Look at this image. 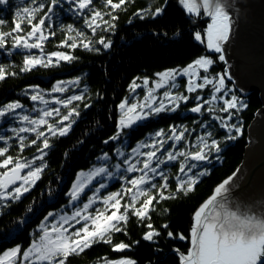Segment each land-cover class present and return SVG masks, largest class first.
Masks as SVG:
<instances>
[{
  "label": "snow or ice",
  "instance_id": "1",
  "mask_svg": "<svg viewBox=\"0 0 264 264\" xmlns=\"http://www.w3.org/2000/svg\"><path fill=\"white\" fill-rule=\"evenodd\" d=\"M71 2L74 4L73 11L83 16L85 27L94 37L98 29L105 32L114 30L116 25L113 22L118 19L114 13L126 11V5L131 0H103L104 7L108 11L96 9L93 0H71ZM6 3L7 0H0V5ZM32 3L36 6L23 8L22 14L21 12L16 13L17 19L10 32L0 31V49L6 48L8 38L11 37L12 49L39 50V55L24 56L20 72H30L37 67L57 66L62 61L71 63L76 58L70 53L63 51L45 53L43 48L44 42L50 36L55 35L51 32L46 34V19H50L49 13L53 12L54 7L59 5L61 0H51L47 12L38 20L37 16L44 9L45 4L38 0H32ZM178 3L189 18H208L209 22L203 35L197 31L194 33V39L205 44L208 51L218 54L217 60L227 65L224 45L231 37L234 24L229 6L223 0H178ZM232 7L235 6L232 5ZM163 11V7H156L154 11L151 9L139 10L135 15L140 19L149 15L155 18ZM105 16L110 19L106 20ZM34 21L36 22L34 23ZM24 22L30 26V30L26 35H20L19 33L23 32L22 23ZM4 23L5 21L0 19V26ZM94 43L102 45L104 49L111 47V41L106 40L105 37L101 36L98 40L93 41L88 33L69 24L66 29V37L58 47L70 49L82 47L88 51L98 52L99 49L94 47ZM217 60L204 55L196 58L182 69H168L157 73L158 79L154 81V87H148L150 83L148 78L143 79L142 85L137 83L140 78L133 80L129 86L133 93L137 88L148 87L144 102L130 103L126 98L119 104L120 117L117 132L109 137L105 144L109 141L121 140V137L126 134V129L130 130L138 126L140 122L151 115L177 111L180 103H187L190 98L196 101L195 106L189 109L191 113L203 115L204 112H207L213 120L219 122L220 128L226 130L225 141L237 139L242 135V124L230 123V121L247 105L235 95L233 88L228 87L227 81H231L233 77L227 67L222 73H216L214 76L211 74L210 69ZM9 75L14 76L17 73L9 72L7 66L0 65V81L5 80ZM183 77L187 78L185 83L187 93H197L198 90L210 88L209 97L204 98L199 94L190 97L181 92L173 93L172 90L179 87L178 78ZM79 83V78L58 81L53 85L51 93H64L70 87L78 86ZM158 89H165V91L162 94L163 98L157 102L154 93ZM31 91L33 94L30 99L44 105L43 108L32 109L37 113L35 117L17 112L18 109L24 108L19 101L0 106V118H10L14 121L18 120L21 124L26 122L28 125L27 127L8 129L13 134L12 136L0 134V141L6 145L0 147V157H3L0 160V169H3L0 171V207L7 206L3 203L5 201H19L41 179V174L47 167L43 163L44 157L47 155L45 150L52 147L50 139L68 134L72 123H74L73 118L80 115L79 105L73 106V102L85 100L84 94H74L63 99L54 97L52 103L61 107H49L50 102L45 99L41 90L34 87ZM27 94L26 91L25 95ZM90 106V104L84 105L85 108ZM62 108L67 111L62 113ZM218 113H225L226 116H221ZM200 126L205 129L209 127L206 122L201 123ZM42 129H46V131ZM188 131L187 127L178 131L176 126L170 128L171 134L167 136L163 130L158 131L155 136L160 137L159 140L154 139L151 143H138L131 149L128 156L121 150V147H116L115 155L122 159L111 167L116 169L117 174H121V179L126 181V185H122L119 191L111 192L103 197L98 195L101 189L107 187L102 181L104 178H113L114 173L109 170L112 158L108 154L99 157L98 160L102 166L94 167L88 173L81 172L68 193L70 205L77 204L85 190L92 185L93 180L99 177L98 187L95 188L91 196L87 197V201L82 204V207H75L70 215H60L59 219L50 225L47 221L54 214L49 212L39 226L40 234L31 241L29 247L22 249L20 246H16L3 251L0 253V264H67L69 257L79 256L98 243L110 245L113 252H125L132 245L123 241L113 243V238L117 233L127 235V224L132 217H135L147 229L142 239L155 242L161 232L150 222L151 212L156 210L154 202L159 204L163 200L176 199L178 193L187 196L194 192L200 177L208 173L207 170H201L192 175L189 174L199 167V162L208 161L213 152L219 159L218 154L222 151L221 141L213 138L211 131L199 135L190 148H178L177 145L186 140L185 133ZM22 133H34L35 138L28 140L27 136L21 135ZM12 139L18 140L20 152H23L26 147L36 146V151L40 155L32 160L7 155L9 141ZM168 141L174 142L170 149L165 148ZM38 142L40 143L38 144ZM143 148L150 150L143 152L141 151ZM158 153L161 155L158 156ZM139 157H144V159H138ZM36 160L42 163L35 166ZM178 160V172L183 175L175 176L177 182L175 190L165 194L169 190V175L161 166ZM139 164H142V167H138ZM122 165L126 167L122 168ZM137 172L141 174L132 178L122 174ZM234 176L235 173L216 186L213 194L194 212V223L190 229L189 237H185L183 234H174L172 231L167 232L168 238L189 241L190 246L186 253L179 252V249L174 250L179 254V264H264V207L258 209L232 196ZM156 177H159L161 182H155ZM97 201L103 205L102 208H94ZM29 211L31 212L32 209L29 208ZM27 220L28 218L25 217L23 221H18V227L11 229L6 235H12L19 231V226L27 223ZM145 221L149 222L144 223ZM76 225L81 226L76 227ZM161 227L168 229L169 225L165 223ZM134 243H139V241ZM103 259L104 264H137V261L130 257L122 256L116 259L105 257Z\"/></svg>",
  "mask_w": 264,
  "mask_h": 264
},
{
  "label": "trees",
  "instance_id": "2",
  "mask_svg": "<svg viewBox=\"0 0 264 264\" xmlns=\"http://www.w3.org/2000/svg\"><path fill=\"white\" fill-rule=\"evenodd\" d=\"M38 2L44 3L45 7L38 14L37 20L47 12L51 0H38ZM93 5L98 10L108 11L104 7L103 0H93ZM35 6L32 0H9L7 4L0 5V19L5 21L4 25L0 26V31L10 32L17 19L16 13L22 14L23 8ZM156 7H163L164 11L155 18L149 15L140 19L135 15L139 10L154 11ZM73 8L74 4L71 0H61V3L54 7L53 12L49 13L50 19H46L45 32L55 35L50 36L43 45L45 53L53 51L70 53L76 58L71 63L62 61L57 66L37 67L30 72H20L24 56L39 55V50L12 49L11 37L8 38L6 48L0 49V65L7 66L9 72L17 73L0 81V106L19 101L25 106L32 107L30 100L33 94L32 88L50 93L53 85L58 81L77 78L80 79L79 85L70 87L58 97L63 99L75 93L85 95L84 101L73 102V106L79 105L80 115L73 118L74 123L68 134L50 139L52 147L45 150L47 155L43 163L47 167L44 168L41 179L19 201L9 200L4 203L7 206L0 207V253L17 244H22L23 248L28 246L36 237L38 233L36 230L44 217L51 211L67 206L68 191L80 171L99 164L98 158L104 154L112 156V161L115 160V149L122 141H109L107 144L105 141L117 132L120 117L118 106L129 94V86L133 80L140 78L137 80L140 81L143 78L155 77L164 70L185 67L204 55L217 60L218 54L208 51L205 44L194 39V33L197 31L203 35L207 21L201 18H189L178 0H131L126 5V11L114 13L118 16L113 22L116 25L115 29L107 32L98 29L94 37L85 27L83 16L76 14ZM104 18L110 19L108 16ZM69 24L88 33L93 41L101 36L105 37L106 40L111 41V47L104 49L102 45L94 43V47L99 49L98 52L88 51L82 47L75 49L58 47L66 37ZM22 28L23 32L19 33L20 35H26L30 30L26 22L22 23ZM225 68V63L217 60L210 72L214 76L216 73H222ZM227 83L235 87L232 80ZM26 91L27 95H25ZM234 92L247 105L230 121V123L242 124V135L235 140L225 141L226 130L219 129L218 124L211 120V115L207 112L203 115L186 113L190 107L195 106L194 101L181 106L176 112L161 114L135 128L125 130L126 134L122 137L127 138L130 144L161 130L167 132L172 126L200 128L202 123L200 120L203 119V123L206 122L213 131V138L221 141L222 151L218 154L219 159L213 152L208 161L199 162V167L190 174L201 170H207L208 173L200 177L194 192L187 196L178 193L176 199L163 200L159 204L154 202L156 210L151 212L150 222L161 232L155 242L142 239L147 229L132 217L127 224V235L117 233L113 238V243L123 241L132 245L129 250L117 253L111 251L110 245L98 243L79 256L69 257L67 264H97L105 257L116 259L122 256L134 259L137 264H179V254L174 250L179 249V252L186 253L190 246L189 241L168 238L167 232L172 231L174 234L189 237L194 223V212L213 194L215 187L233 176L242 164L249 144L248 128L263 106L260 93L257 91L240 93L238 89H234ZM85 104L91 106L85 108ZM61 110L62 113L67 111L63 108ZM2 119H0V134L12 136L7 129L8 118ZM27 137L28 140L34 139L35 134L28 133ZM191 137L192 135L189 139ZM188 144L191 145L193 142L190 140L186 144H179L178 147L182 145L184 147L181 148H187ZM3 146L6 145L1 141L0 147ZM8 146L7 155L13 157L20 156L31 160L39 154L36 146L26 147L20 152L19 142L16 139L10 140ZM165 148L169 149L170 144H165ZM2 159L3 157H0V160ZM162 168L169 175V190L165 193L168 194L176 188L175 176L183 174L178 172L179 160L163 165ZM156 182L161 181L158 178ZM115 183L110 187L113 190L117 187H113ZM29 208L32 209L31 212ZM165 209L168 211L165 212ZM25 217L28 218L27 223L20 225L19 231L6 235L11 229L17 228V222L23 221ZM165 223L169 225L168 229L161 227ZM136 241L139 243H134Z\"/></svg>",
  "mask_w": 264,
  "mask_h": 264
},
{
  "label": "water",
  "instance_id": "3",
  "mask_svg": "<svg viewBox=\"0 0 264 264\" xmlns=\"http://www.w3.org/2000/svg\"><path fill=\"white\" fill-rule=\"evenodd\" d=\"M223 2L234 18L224 45L229 72L242 92L258 91L263 101L249 126V144L233 177L232 196L259 209L264 207V0Z\"/></svg>",
  "mask_w": 264,
  "mask_h": 264
},
{
  "label": "rangeland",
  "instance_id": "4",
  "mask_svg": "<svg viewBox=\"0 0 264 264\" xmlns=\"http://www.w3.org/2000/svg\"><path fill=\"white\" fill-rule=\"evenodd\" d=\"M8 1L9 0H7V3H8ZM6 3V4H7ZM201 20H205V21H207V23L209 22V20H208V18L206 17V18H203V19H201ZM31 42V41H30ZM225 57H226V55H225ZM226 60L228 61V59H227V57H226ZM228 65V64H227ZM226 65V67L228 68V70H229V67ZM183 68V67H182ZM182 68H171V69H182ZM165 71V70H164ZM163 72V71H162ZM203 74V73H202ZM144 79V78H143ZM143 79L142 80H140V81H137V83H139V84H141L142 85V82H143ZM148 79H149V85H148V87H154V81H156L157 79H158V77L157 76H155V77H151V78H149L148 77ZM182 79V80H181ZM186 80H187V78L186 77H183V78H178V85H179V87L177 88V89H173L172 91H173V93H175V92H181V93H184L185 95H189L190 97H195L197 94H199V95H201L202 97H204V98H208L209 97V94H210V88H206V89H204V90H198L197 91V93H191V94H189V93H187L186 91H185V83H186ZM232 81L234 82V86L235 87H233V86H231V85H229L228 83V87L229 88H233V89H238L239 91H240V93H244V92H242L240 89H239V87L237 86V83H236V81L234 80V78L232 79ZM148 87H144V86H142V87H140V88H137L136 89V91H135V93H133V92H131V91H129V94L127 95V99L129 100V102L130 103H134V102H137V101H139L140 103H143L144 102V97L147 95V92H148ZM163 91H165V89H158V90H156V92L154 93V95L156 96V98H157V102L160 100V99H162L163 98V96H162V94H163ZM253 90H250V91H248L247 93H249V92H252ZM258 92V91H257ZM44 95H45V99H47V100H49V107H61V106H59V105H55L54 103H52V100H53V98L54 97H58L59 96V94L61 95L62 93H44V92H42ZM75 94H80V93H75ZM125 98V99H126ZM124 99V100H125ZM262 99V98H261ZM31 100V99H30ZM123 100V101H124ZM190 101H194L195 102V104H196V101H195V99H191L190 98V100L187 102V103H189ZM31 103H32V107H29V106H25V105H23L24 106V108L22 109V110H17V112H22V114H30L31 116H33V117H35L36 115H37V113L36 112H34V111H32V109L33 108H37V109H39V108H43L44 107V105L43 104H41L39 101H37V102H33L32 100H31ZM187 103H184V102H181L180 103V107L179 108H181V106H183V105H185V104H187ZM189 106V105H188ZM205 107H207V106H205ZM178 108V109H179ZM191 108V107H190ZM177 109V110H178ZM233 111H235V110H233ZM176 112V111H175ZM119 113H120V109H119ZM167 113H173V112H168V111H166V112H161L160 114H158V115H151V116H149L147 119H145V120H143L142 122H140L139 123V125H141V124H143V123H145L147 120H149L150 118H153V117H158L159 115H161V114H167ZM186 113H190V111L188 110V111H186ZM219 115H221V116H226V114L225 113H218ZM211 118H212V116H210ZM1 120H3L2 118H0ZM5 119V118H4ZM58 119V118H57ZM211 120H213V119H211ZM7 121H9V126H8V128L7 129H10L11 127H20V126H25V127H27L28 125L26 124V122L24 123V124H21L18 120H11L10 118H8V120ZM202 123H203V119L202 120H200ZM216 124H218V126H219V122L218 121H215V120H213ZM135 127H137V126H135ZM135 127H133V128H135ZM171 128V127H170ZM188 128V127H187ZM177 129H178V131H180V130H182L183 129V127H177ZM219 129H222V128H220L219 127ZM42 130H45L46 131V129H42ZM188 132H186L185 133V135H186V140L185 141H181L180 142V144H186V143H188V142H190V140H191V142H193V143H195V141H196V138L199 136V135H203L206 131H211L210 130V128L208 127L207 129H205V128H202V127H200V128H195V127H191V128H188ZM248 131H249V128H248ZM211 132H213V131H211ZM25 135V136H27L28 135V133H22L21 135ZM32 134H34V133H32ZM165 134H166V136L167 135H170L171 133H170V130L169 131H167V132H165ZM13 135V134H12ZM190 135H192V137H191V139H189V137H190ZM159 140L160 139V137H156L155 136V134H149L146 138H144V139H142V140H138V142H135V143H130L129 144V141H128V139L126 138V139H124L123 137H121V145L119 146V147H121V150L122 151H124L125 152V154H126V156H128V155H130V153H131V149L133 148V147H136L137 146V144L138 143H140V142H147V143H151L152 142V140ZM29 140H31L30 138H29ZM124 140V141H123ZM1 142V141H0ZM174 142L173 141H168L166 144H170V146L173 144ZM181 145V147H184V146H182ZM190 146L191 145H189L188 144V146H187V148H190ZM177 147H178V145H177ZM181 147H178V148H180V149H185V148H181ZM170 149V148H169ZM150 149H148V148H143V149H141V151H143V152H146V151H149ZM38 155H40V153L38 154ZM37 155V156H38ZM158 156H160L159 155V153L157 154ZM46 156V155H45ZM103 156V155H102ZM108 156H110V155H108ZM36 157V156H35ZM111 158H113L112 156H110ZM44 159H45V157H44ZM122 158H119V157H117L116 156V158H115V160H111L110 161V164H109V170L110 171H112L113 173H114V176H113V178H104V180L102 181L103 183H105L106 185H107V187L106 188H104V189H101L100 190V192L98 193V195L100 196V197H103V196H105V195H107V194H109V193H111V192H116V191H119L120 189H121V187H122V185H126V181L125 180H123V179H121V174H117L116 173V169L115 168H113V167H111V165H114V164H116V163H118V162H120V160H121ZM138 159H141V160H143L144 159V157H139ZM32 160V159H31ZM38 160H36V162H35V166H39L42 162L41 161H38ZM132 162H135V161H132ZM191 162V161H190ZM37 163H40V164H37ZM45 164V163H44ZM99 166H102V164H101V162L99 161V164H97V165H94L93 167H91L90 169H88V170H83V171H80L78 174H77V176H76V178H75V180L73 181V183L77 180V177H78V175L81 173V172H84V173H88L90 170H92L94 167H99ZM138 167H142V164H139V165H137ZM123 167H126V166H124V165H122V168ZM163 167V165L161 166V168ZM163 169V168H162ZM0 171H2V170H0ZM123 175H127L129 178H132L133 176H138V175H140L141 173H131V174H128V173H122ZM191 174V173H190ZM189 174V175H190ZM159 177H156V181H157V179H158ZM155 181V182H156ZM98 182H100V178L99 177H97L96 179H94L93 180V182H92V185L91 186H89V188H87L86 190H85V193L84 194H82V196H81V200L79 201V202H77V204H75V205H70V203H69V200H70V197H69V195L67 194V198H68V204H67V206L65 205L64 207H62L60 210H56V211H51V213H53L54 215H53V217H49V220L47 221V223L50 225L52 222H55L56 220H58L59 219V216L60 215H65V214H67V215H70L71 213H72V211H74L75 210V207H77V206H80V207H82V204L84 203V202H86L87 201V197L88 196H91L92 194H93V192H94V190H95V188L96 187H98ZM114 182H116L115 183V185L113 186V187H116L114 190H113V188H110V187H112L111 185L114 183ZM19 183V182H18ZM37 183V182H36ZM73 183H72V185H73ZM72 185H71V187H70V190H71V188H72ZM35 186V185H34ZM33 186V187H34ZM127 186H130V185H127ZM32 187V188H33ZM31 188V189H32ZM30 189V190H31ZM9 190H11V189H9ZM70 190L68 191V193L70 192ZM153 192L155 193V191L153 190ZM28 193V192H27ZM26 194V193H25ZM24 194V195H25ZM125 199H127V198H125ZM6 202V201H5ZM5 202H3V203H5ZM122 203H123V201H122ZM95 207H99V208H102L103 207V205L99 202V201H97V203L94 205V208ZM91 210V209H90ZM48 215V214H47ZM46 215V216H47ZM42 221H44V219L42 220ZM42 221H41V223H42ZM41 223H40V225H41ZM39 225V226H40ZM39 226H38V228H37V232L38 233H36L37 235H36V237L34 238V239H36L37 237H38V235L40 234L39 233ZM81 225H76V227H80ZM31 243V242H30ZM30 243L28 244V246L27 247H29V245H30ZM16 246H20L22 249H26L27 247H25V248H23V245L22 244H17ZM16 246H13V247H16ZM13 247H9L8 249H10V248H13ZM7 250V249H6ZM97 264H104V260L103 261H100V262H98Z\"/></svg>",
  "mask_w": 264,
  "mask_h": 264
}]
</instances>
